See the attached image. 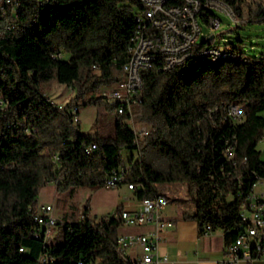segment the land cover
Masks as SVG:
<instances>
[{
	"label": "trees",
	"instance_id": "16d2710c",
	"mask_svg": "<svg viewBox=\"0 0 264 264\" xmlns=\"http://www.w3.org/2000/svg\"><path fill=\"white\" fill-rule=\"evenodd\" d=\"M219 1L236 20L264 21V9L253 11L247 0ZM19 3L18 21L13 24L8 14L0 31V264H36L42 256L48 264H136L118 251L124 225L111 216L58 221L64 231L57 244L34 237L43 186L53 184L58 193L73 196L82 188H105L119 170L124 183L136 186L138 201L166 195L160 187L186 186L194 206L187 218L202 233L210 226L223 231L227 245L233 243L243 228L241 202L264 180L258 151L264 136V57L247 58L229 45L223 51L232 57L219 63L199 61L185 72L147 70L134 114H115L113 136L86 135L69 108L77 107L78 115L82 106L116 113L106 91L125 78L142 5L138 0ZM206 17L216 15L207 10ZM211 37L201 47H212ZM52 83L76 92L65 110L46 98ZM232 107L240 117L230 115ZM133 116L149 128L144 143L129 125ZM123 150L138 158L125 162ZM158 161L166 162V170L157 168Z\"/></svg>",
	"mask_w": 264,
	"mask_h": 264
},
{
	"label": "built area",
	"instance_id": "2783aa9c",
	"mask_svg": "<svg viewBox=\"0 0 264 264\" xmlns=\"http://www.w3.org/2000/svg\"><path fill=\"white\" fill-rule=\"evenodd\" d=\"M142 10L137 14L138 30L129 50L130 58L124 66L125 78L117 86L106 93L107 102L116 104V115L132 114V110L142 104L140 93L143 88V72L164 65V72H179L180 65L190 61L201 53H214L223 50L219 47H201L210 37L204 32L207 26L210 32L221 28L217 18H207V10L226 12L236 19L234 12L224 3L214 0L209 7H202L201 0H138ZM20 9L19 0H0V31L2 20L8 16L12 23L18 21ZM208 20L204 21L203 19ZM225 51V50H224ZM61 55L58 54L57 58ZM219 63V58H214ZM61 110L66 107L60 106ZM73 114L74 125L80 123L79 109L69 108ZM232 117L241 115L238 107H232ZM135 132V131H134ZM137 135V133L135 132ZM146 137L149 132L144 134ZM138 137V135H137ZM264 140V136H263ZM139 142V138H138ZM96 150V146L92 147ZM91 150V151H92ZM227 156L231 157L230 149ZM89 153V152H88ZM125 181L124 170L113 171L105 183L106 188H116ZM129 191L136 190L134 184L127 185ZM171 198L158 195L140 201L136 210H116L111 217L120 220L124 227L154 226V232L146 235L120 234L117 239L118 251L128 256V250L139 247L141 253L136 257V264L168 263L167 259L160 260L157 254L158 241L162 233L174 227V223L163 218L164 210L169 206ZM240 215L243 228L237 239L228 245L225 259L220 264H264V180H258L247 197L240 205ZM53 207L38 204L34 222L40 231L35 238L43 237L46 243L51 242L58 226V219L52 216ZM212 228H204L205 234L212 233ZM24 252L23 249L20 250ZM49 258L42 256L36 264H48Z\"/></svg>",
	"mask_w": 264,
	"mask_h": 264
},
{
	"label": "rangeland",
	"instance_id": "374dc122",
	"mask_svg": "<svg viewBox=\"0 0 264 264\" xmlns=\"http://www.w3.org/2000/svg\"><path fill=\"white\" fill-rule=\"evenodd\" d=\"M249 7L256 11L258 7L264 9V0H247ZM216 18L221 23V28L210 32L205 26L204 32L215 37L210 44L212 46L225 49L229 45H233L238 52L248 57H264V21L249 23L246 20L232 19L226 12L212 10ZM248 8H246V18L248 17ZM117 85L110 87L106 93L112 91ZM46 98L63 107H69L74 101L76 92L66 85L52 83L46 92ZM101 95L102 92H101ZM140 106V105H139ZM138 107V106H137ZM132 110V115L135 112ZM134 117V118H133ZM130 121V127L137 133L139 142L144 143L146 132L149 128L146 124L140 122L135 116ZM81 132L86 135L100 134L103 136H113L115 128V113L107 111L102 106L81 107L80 114ZM258 151L261 153V160L264 161V140L258 144ZM122 158L128 162L132 156L138 158L135 151L123 150ZM159 170H166V162L158 161L156 164ZM127 183H123L116 188H82L75 192L73 196L70 193H58L53 184L43 186L39 193L38 204L40 206L53 207L52 216L59 219L62 223L81 221L84 215L93 221H100L102 218L112 215L118 207L119 201L128 199L137 200L134 192L129 191ZM170 198H178L185 201L192 213V206L188 189L184 185H170L163 190ZM176 206V204H172ZM63 225L57 226L55 234L50 243L57 244L62 241ZM128 253H132L128 250Z\"/></svg>",
	"mask_w": 264,
	"mask_h": 264
},
{
	"label": "crops",
	"instance_id": "0c3cea01",
	"mask_svg": "<svg viewBox=\"0 0 264 264\" xmlns=\"http://www.w3.org/2000/svg\"><path fill=\"white\" fill-rule=\"evenodd\" d=\"M164 190L165 187H160ZM172 204H176L173 206ZM123 210L140 208V201L126 199L119 201L118 207ZM185 201L171 198L169 206L163 212V218L174 223V227L165 230L158 241L157 254L160 260L167 259L168 263L160 264H220L225 259L227 247L223 231L216 230L210 234L202 233L198 224L187 218L185 213L192 210ZM59 220V219H58ZM154 232V226L123 227L120 234L146 235ZM128 257L136 261L141 253L140 248L131 249Z\"/></svg>",
	"mask_w": 264,
	"mask_h": 264
},
{
	"label": "bare ground",
	"instance_id": "6f19581e",
	"mask_svg": "<svg viewBox=\"0 0 264 264\" xmlns=\"http://www.w3.org/2000/svg\"><path fill=\"white\" fill-rule=\"evenodd\" d=\"M219 2L222 3L221 1ZM212 3H214V0H207L204 3L202 2V7H209V5H212ZM231 57H232L231 55L224 52L223 50H214V53H201V55L193 57L192 59H190V61H187L183 63L182 65H180V70L181 72H185L188 69H190L195 63H198L199 61L217 63L216 60H214V58H219V60H221V59H226V58H231ZM157 70L164 72V65H157Z\"/></svg>",
	"mask_w": 264,
	"mask_h": 264
},
{
	"label": "water",
	"instance_id": "95a60500",
	"mask_svg": "<svg viewBox=\"0 0 264 264\" xmlns=\"http://www.w3.org/2000/svg\"><path fill=\"white\" fill-rule=\"evenodd\" d=\"M213 39H214V37H211L210 41L213 40Z\"/></svg>",
	"mask_w": 264,
	"mask_h": 264
}]
</instances>
